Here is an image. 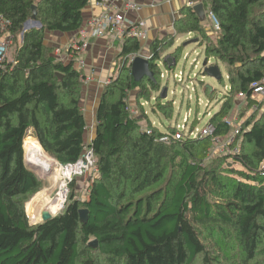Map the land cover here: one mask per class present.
<instances>
[{
	"label": "trees",
	"instance_id": "trees-1",
	"mask_svg": "<svg viewBox=\"0 0 264 264\" xmlns=\"http://www.w3.org/2000/svg\"><path fill=\"white\" fill-rule=\"evenodd\" d=\"M89 3L41 0L42 29L24 32L33 18L32 2L0 0V16L10 21L11 41L17 42L13 61L0 67V264H99L93 251L109 264H196L200 258L208 264L210 243L222 246L231 236L246 260H255L264 245V115L244 125L240 154L209 161L211 138L158 142L160 129L149 122L154 135H148L140 119L131 117L128 100L136 90L139 99L149 98V89L159 91L158 63L168 67L163 55L175 39L194 34L206 60L213 57L228 68L229 95L210 121L216 135L229 136L224 118L236 97H250L252 84L264 79V0H208V12L220 24L218 32L212 30L215 40L193 8L185 7L176 37L151 45L155 82L135 83L132 58L142 43L126 40L96 114L90 147L99 174L88 198L76 197L73 182L63 213L30 224L25 204L45 185L27 167L24 144L34 142L63 166L76 165L88 146L82 74L57 60L45 37L46 32L78 36ZM182 53L178 47L172 55L178 61ZM160 108L167 115L165 105ZM29 131L38 142L27 139ZM81 209L89 211L86 224ZM93 240L99 243L94 249Z\"/></svg>",
	"mask_w": 264,
	"mask_h": 264
},
{
	"label": "rangeland",
	"instance_id": "rangeland-1",
	"mask_svg": "<svg viewBox=\"0 0 264 264\" xmlns=\"http://www.w3.org/2000/svg\"><path fill=\"white\" fill-rule=\"evenodd\" d=\"M30 1L33 4V11H32L33 14L36 13V15L39 16V13L41 12V0H30ZM30 23L31 25L34 24L33 19L30 20ZM211 25H212L211 23H208L209 27L206 26L208 27L207 35L208 37L211 38V40H215L217 35L215 32L212 31L213 27H211ZM35 28L42 29V27L36 25L34 27L29 28L28 31L31 29H35ZM176 33H177V30L175 28L174 34ZM46 35H48L47 36L48 38L49 33L46 32ZM177 38L175 39V44L173 48H175L178 42L180 46V45H184L186 41L189 40V39L186 40L184 37H182L180 38V41H179ZM53 42H55L54 44H56V46L59 45V43L56 40H52V43ZM16 46H17V42L13 41L10 44V48L8 50V58H7L9 62H12L14 59V52H15ZM49 46L50 48L54 49L52 45H49ZM180 47H184V46H180ZM204 51H205L204 47L200 46L199 44L198 45L197 44L188 45L187 47L183 49V53L179 57L178 61H177V56H173L172 53H170V51L165 52V54L163 55L164 58L171 56L176 60L177 62V65L175 68L176 72L185 73V83L183 84L176 83L175 80L172 78L169 84H167L168 89H167L166 99H163L161 97L162 96L161 94H163V90L165 89V88L163 89V86L166 85L165 83L166 81H162V80H161V86H160L159 91L155 92V91H151V89L148 90L150 97L147 99L138 98V96L140 95L139 94L140 91L136 90L130 93L128 105L131 108V115L133 116V118L140 119V122H141L140 124L142 125V128H145L147 123L150 124L149 122H151L152 123L151 125L154 124L156 127L160 128L161 130L168 129L169 127H173L175 120L178 122H182V117L184 115H187L189 111L190 121H193V126L201 129L205 126V124L208 121H210L211 116L217 113L221 109L223 105V101L229 95V90H230L229 81H228V68L220 60H217L211 57L208 61V65H217L220 68L224 81L223 82L217 81L216 79L209 77L208 75L206 76L202 75L204 71V68L202 65H203V62L207 59V56L205 55ZM186 53H191V54L188 55V58L185 62ZM195 59L198 61L196 68H195V65H193V62H194L193 60ZM163 69L166 70V68H163ZM206 85L212 86L214 88V91L211 92L208 90V92H205L206 90H204V87ZM239 95L236 97L234 101V107L236 108L242 107L241 103L239 104L240 102V99H238ZM208 102H209V106L208 108H206V105L208 104ZM161 104L165 105V108H166L165 113L167 115L162 113V110H161L162 108H160ZM260 104H261L260 106L261 108H259V110L254 111V112H250L249 108H245V109L242 108L241 110L242 116L245 117L247 116V114H251L250 118H253V119L260 118L261 116L264 115V100H261ZM132 107L136 111L135 114H133ZM91 131H92V128H89L88 135L91 133ZM29 138L38 142L34 134L32 133V131H29L27 135V139ZM87 147H86L83 159H85V156L89 150L87 149ZM24 151H25V144H24ZM220 156H214L212 158H208V160L209 161L214 160ZM25 162H26V152H25ZM26 165H27V162H26ZM58 166H59L58 168H60L61 170L60 174L64 175L67 173V175L61 178V182L66 184V189H65L66 191L65 202L66 203H65L64 209L60 213L57 214V215H60L61 213L64 212L69 202V197L72 194V188H71L72 183L73 182L76 183V188H75L76 197L84 201L88 198L89 186L91 182L98 176L99 173H98L97 166H96V158L93 160V165L89 166V169H83L84 171L80 173H76L75 171L70 170L69 167H68L69 169H67L65 168L66 166L63 167L60 164H58ZM29 169L32 170L31 168ZM69 172H74V174L72 173L70 175ZM56 174H57L56 170H53L52 172L51 171L48 172V175L41 176L37 174L41 178V180L44 182L45 186L42 188L40 192L32 196L25 204V209H26V214L28 216V220L30 221V224L33 226L41 223L42 220L40 222H37L31 219L30 212H29V209H30L29 205L31 204V202L37 198H46L47 201L52 203V202H56V200L60 198L61 188L57 182H54L56 180ZM45 210L46 209H44L43 211ZM93 255L98 259L99 264H109L107 263L108 261L104 259V257L101 256L99 251H93ZM202 261H203V258H200L196 262V264L204 263ZM208 264H264V245L263 247H261V252L257 255L255 260L248 262V260H246L245 255L242 253L240 248H238V240H236L235 237L231 236L229 238H223L222 246L220 245L218 246L217 242L210 243Z\"/></svg>",
	"mask_w": 264,
	"mask_h": 264
},
{
	"label": "built area",
	"instance_id": "built-area-1",
	"mask_svg": "<svg viewBox=\"0 0 264 264\" xmlns=\"http://www.w3.org/2000/svg\"><path fill=\"white\" fill-rule=\"evenodd\" d=\"M90 2L99 8L100 13L85 21L78 33L77 39H75L69 46H56L54 47L53 52V55L57 60L66 64H74V68L78 72H81L84 83L91 80L89 76L86 77L87 75L84 74V71L87 64L86 55L95 40L108 38L114 43H124L126 40L133 38L142 43L148 36L147 29L143 23H138L128 18L130 13H139L143 10V6L138 0H90ZM196 5L197 3L194 0H188L187 2V7L194 8ZM209 17L213 23L215 31L218 32L220 30V24L217 17L212 12L209 13ZM10 25L11 23L9 20L0 16V67L3 68L5 67V64L9 62L7 60L8 50L10 48V44L13 42L10 38ZM24 27V32H26V24ZM138 56H140V53L132 58V62ZM187 58L188 55H186L185 62ZM197 63L198 61L195 59L193 62L195 68ZM158 64L162 69L160 78L162 81H166V85L163 86V89H168L167 84H169L172 78L176 83H185V73H177L175 70L176 66L174 68H170L169 66L167 67L163 61H160ZM163 68H166V70ZM110 82L111 80L106 81L105 86L109 85ZM251 91L252 94L250 97L240 94L238 99H240L239 104L241 103L242 107H234L233 110L224 118L225 123L232 129L229 136L216 135V125L211 121H208L201 129L194 127L193 121H190L188 111V114L182 117V122L175 120L173 127H171L174 131L171 129H160L162 134L157 137V141L164 144H171L173 142L211 138L212 146L209 149L208 158L220 155L234 158L241 152V140H239V136L242 133L244 125L251 116V114H247L245 117L242 116L241 110L242 108H249L250 112L259 110L261 106L260 101L264 100V79L253 83ZM250 100L255 102V105L250 106ZM208 106L209 102L206 105V108H208ZM129 111L131 114L130 107ZM135 113L136 111L133 109V114ZM131 117L133 116L131 115ZM152 126L156 127L154 124ZM143 129L148 135H154V128L149 127L148 124ZM92 140L87 143V149L89 150L85 159L80 160L76 165H70L65 168H73L80 162L85 165L84 169H89V166L93 165L95 155L93 149L90 147ZM83 171L84 170H82V172Z\"/></svg>",
	"mask_w": 264,
	"mask_h": 264
},
{
	"label": "crops",
	"instance_id": "crops-1",
	"mask_svg": "<svg viewBox=\"0 0 264 264\" xmlns=\"http://www.w3.org/2000/svg\"><path fill=\"white\" fill-rule=\"evenodd\" d=\"M143 6V10L139 13H130L128 18L132 21L138 23H143L147 29L148 36L142 42V50L140 56L149 57L151 54V45L158 39H164L165 37L174 36L176 37L175 25L176 22L182 17L183 10L187 7L188 0H138ZM197 5L203 4L206 11V19L203 22L205 26H208V23H213L209 17L207 6L208 0H194ZM100 13L99 8H97L91 2L84 10V18L87 21L93 16ZM209 27V26H208ZM207 27V28H208ZM49 33V32H48ZM45 37V44L50 47L52 45L56 47L55 42L52 43V40H56L60 47L69 46L75 39H77L76 34H61V33H49ZM180 38L177 39L180 41ZM184 38L190 42L196 38L194 34H188ZM112 43V44H110ZM54 44V45H53ZM192 44H199L192 43ZM190 44V45H192ZM184 46V45H180ZM179 46L178 44L175 48L170 50V53H173L175 49ZM123 43L117 42L114 43L108 38H100L95 40L92 43L87 55H86V68L84 74L86 77H90L91 80L83 85V91L81 94V106L83 108L85 118L89 128H92L91 133L87 134V142L91 141L94 138V134L97 128L96 114L102 98L105 82L112 80L114 76L117 75L116 63L117 59L122 52ZM187 47V46H186ZM185 46L183 47V49ZM191 53H186L190 55ZM194 61V60H193ZM205 88V87H204ZM160 129V128H159Z\"/></svg>",
	"mask_w": 264,
	"mask_h": 264
},
{
	"label": "water",
	"instance_id": "water-1",
	"mask_svg": "<svg viewBox=\"0 0 264 264\" xmlns=\"http://www.w3.org/2000/svg\"><path fill=\"white\" fill-rule=\"evenodd\" d=\"M194 12L198 15V17L200 18L201 21H204L206 19V11L204 8L203 4H198L193 8ZM33 21L34 24L31 25L30 21L26 23V31H28L29 28L34 27V26H42V24L37 21V15L36 13L33 14ZM198 39H195L193 41L190 42H186L184 44V46H188L192 43H198ZM151 57H142V56H138L136 57L133 62H132V77L135 81V83H141L143 82L145 79H149L153 82L156 81L155 78V73L152 71L151 69ZM166 63L168 64V66L170 68H174L176 66V60L171 57L168 56L165 58ZM203 68H204V73L206 75H208L209 77H212L214 79H216L217 81H220L223 77L220 71V68L217 65H208V60H205L203 62ZM58 76L60 78L63 77V75L58 74ZM204 90H209L211 92L214 91V88L210 85H206ZM163 99H166L167 96V88H165L163 90V94H161ZM58 164H60L58 162ZM61 165V164H60ZM63 166V165H61ZM64 167V166H63ZM67 167V166H66ZM88 213L89 211L87 209H81L80 210V220L83 224H86L88 222ZM55 217V215L51 214L48 210L43 211L42 213V222H46L49 221L51 219H53ZM98 241L97 240H93L92 242L89 243V247L91 248H97L98 247Z\"/></svg>",
	"mask_w": 264,
	"mask_h": 264
},
{
	"label": "bare ground",
	"instance_id": "bare-ground-1",
	"mask_svg": "<svg viewBox=\"0 0 264 264\" xmlns=\"http://www.w3.org/2000/svg\"><path fill=\"white\" fill-rule=\"evenodd\" d=\"M26 162L29 168H31L33 171H35L38 175H48V172H52L53 170H56V180L54 182H57L60 186L61 194L60 198L56 200V202H49L46 200V198H37L34 199L31 204L29 205V212L31 219L33 221L40 222L42 220V212L44 209L48 210L53 215H57L60 213L65 206V198H66V184L61 182V178L66 174L62 175L60 168H58V163L56 160H54L52 157H50L47 153L40 151L37 149L35 144L30 141L26 148ZM85 165L80 162L77 166L70 168V170L75 171L76 173L82 172ZM70 175L74 172H69ZM69 175V176H70Z\"/></svg>",
	"mask_w": 264,
	"mask_h": 264
}]
</instances>
